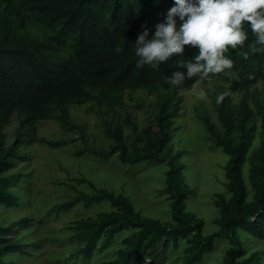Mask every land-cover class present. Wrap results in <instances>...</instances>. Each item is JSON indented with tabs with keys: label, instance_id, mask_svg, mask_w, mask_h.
<instances>
[{
	"label": "trees",
	"instance_id": "16d2710c",
	"mask_svg": "<svg viewBox=\"0 0 264 264\" xmlns=\"http://www.w3.org/2000/svg\"><path fill=\"white\" fill-rule=\"evenodd\" d=\"M173 4L174 0H0V208L18 206L12 188L24 174L16 169L31 158L36 143L53 149L76 143L74 138H39L41 122L54 120L65 130L81 132L84 144L75 152L78 157L90 154L109 159L118 154L123 164L148 162L169 169L163 193L170 199L171 222L145 217L125 195L79 179L93 193L76 190V197L60 208L80 202L86 207L102 202L111 206L73 223L75 239L84 244L77 255L85 264L125 232L129 235L110 264L162 263L163 253L182 244L181 264H202L206 255L216 251L221 238L230 243L223 264H264L260 251L248 254L240 236L243 232L264 240V88L258 89L264 81V54L251 50L255 41L249 32L242 48L226 53L233 60L228 71L237 75L218 74L207 79L217 84L214 109L219 125L209 116L202 121L209 139L228 156L225 188L229 196L216 194L214 204L220 216L215 224L219 230L205 235V222L187 209L193 190L180 162L183 153L170 147L183 96L200 80L173 86L167 76L179 69L181 60L193 57L196 49L186 46L183 55L170 58L157 69L136 66L134 41L143 31L142 25L151 35ZM139 92L155 99L148 104L136 100V108L144 109L149 118L142 133L125 102L126 96L135 100ZM221 93L224 95L218 100ZM234 96L239 97L237 102ZM88 104L100 114L114 141L109 150L90 145L83 127L72 120L71 110ZM119 108L126 112L124 124L135 135L132 150L117 117ZM13 123L14 131L8 135L6 129ZM166 149L169 155L164 154ZM32 223V218L22 217L16 226L27 230ZM12 234L11 226H0V264H6L4 258L9 255H30Z\"/></svg>",
	"mask_w": 264,
	"mask_h": 264
},
{
	"label": "rangeland",
	"instance_id": "374dc122",
	"mask_svg": "<svg viewBox=\"0 0 264 264\" xmlns=\"http://www.w3.org/2000/svg\"><path fill=\"white\" fill-rule=\"evenodd\" d=\"M263 88L264 81L259 84L258 89ZM201 89L206 92V97L200 96ZM216 89V83L200 80L190 93L183 96L180 112L174 120L170 146L173 152L183 153L180 162L185 166L186 182L193 190L187 200V209L205 222V235L219 230L215 224V220L220 216L214 204L216 194L229 196L225 188L228 156L209 139L202 121L204 116H209L219 125L214 109ZM134 98L135 100H131L126 96L125 102L142 133L149 125V118L144 109L136 108V100L142 99L148 104L155 99L140 92L134 95ZM238 100L239 97L234 96V101ZM117 114L131 149L134 132L124 124V109L119 108ZM71 117L73 122L83 127L90 145L109 150L114 144L113 139L107 135L100 114L92 104L76 106L71 110ZM14 128L15 123L6 129L8 135L13 133ZM38 132L39 138L46 140L74 138L77 141L57 149L49 147L46 143H36L32 147L31 158L16 169V172L24 174L20 184L12 188L19 198L18 206L10 209L0 208V226H11L12 238L21 240L30 255L17 253L6 256V264H85L77 255L84 244L75 239L73 223L108 211L111 206L102 202L86 207L80 202L71 208H60L63 203L76 197V190L93 193L91 187L79 182L80 178L91 180L97 188H106L115 194L125 195L145 217L171 222L170 199L163 193L168 167L148 162L132 166L123 164L118 154L109 159L90 154L78 157L75 152L84 144L81 132L65 130L54 120L41 122ZM169 152V149H166L164 154L169 155ZM245 169L247 171L248 165ZM22 217L33 219L31 228L26 230L16 226L17 220ZM127 235L129 232L119 235L112 246L104 253L96 254L90 264H110ZM240 236L248 254L260 251L264 263V240L254 239L243 232ZM183 248L184 244L179 249L170 247L161 256L162 263L158 264H181ZM229 248L230 243L226 238L219 239L216 251L206 255L202 264H223V258ZM148 263L149 260L141 264Z\"/></svg>",
	"mask_w": 264,
	"mask_h": 264
},
{
	"label": "clouds",
	"instance_id": "9594fccd",
	"mask_svg": "<svg viewBox=\"0 0 264 264\" xmlns=\"http://www.w3.org/2000/svg\"><path fill=\"white\" fill-rule=\"evenodd\" d=\"M142 27L134 41L137 67L148 65L157 69L170 58L183 55L186 46L196 49L193 57L181 60L179 69L167 76L173 86L218 74L235 77L236 73L228 71L233 60L226 53L242 48L249 32L255 41L251 50L264 54V0H174L151 35L146 25ZM223 95L219 94L217 99ZM200 96L206 97L203 89Z\"/></svg>",
	"mask_w": 264,
	"mask_h": 264
},
{
	"label": "bare ground",
	"instance_id": "6f19581e",
	"mask_svg": "<svg viewBox=\"0 0 264 264\" xmlns=\"http://www.w3.org/2000/svg\"><path fill=\"white\" fill-rule=\"evenodd\" d=\"M250 251V250H249ZM248 252V251H247Z\"/></svg>",
	"mask_w": 264,
	"mask_h": 264
}]
</instances>
